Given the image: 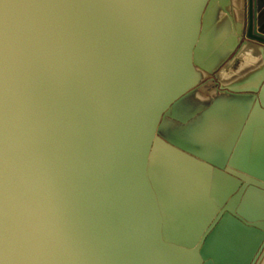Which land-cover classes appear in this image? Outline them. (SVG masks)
Masks as SVG:
<instances>
[{"label":"water","instance_id":"1","mask_svg":"<svg viewBox=\"0 0 264 264\" xmlns=\"http://www.w3.org/2000/svg\"><path fill=\"white\" fill-rule=\"evenodd\" d=\"M246 18V0H0V264H264Z\"/></svg>","mask_w":264,"mask_h":264},{"label":"crops","instance_id":"2","mask_svg":"<svg viewBox=\"0 0 264 264\" xmlns=\"http://www.w3.org/2000/svg\"><path fill=\"white\" fill-rule=\"evenodd\" d=\"M254 0H246L247 3V18H246V30H245V37L244 39L247 40L248 42H251L253 44H260V43H264V41H262V39L251 36V31L252 29V25H251V8H252V2ZM260 7L259 12L257 13V15L259 16V26H256V32L260 31V30H264V0H255ZM261 32V31H260ZM262 34V33H261ZM251 62V58L248 57H242V61H238V64L234 67L236 69L240 68L241 66L247 64ZM202 99L205 98V95H201Z\"/></svg>","mask_w":264,"mask_h":264},{"label":"flooded vegetation","instance_id":"3","mask_svg":"<svg viewBox=\"0 0 264 264\" xmlns=\"http://www.w3.org/2000/svg\"><path fill=\"white\" fill-rule=\"evenodd\" d=\"M199 97H201V91L199 88ZM182 107H184V103L182 102ZM181 109V108H179ZM178 110L177 105H175L170 111V115L171 114H176V111ZM167 120V131L169 136H171L177 143L180 144H184L185 146H187V149H192L195 151V148L192 147V141H191V136L189 135V132L187 130H189V127L187 129V126H183V125H177L176 124V120L171 118V117H166L165 118ZM167 133V132H166ZM189 144H191L190 146H188ZM182 145V146H184ZM190 149V150H191ZM199 160V159H198Z\"/></svg>","mask_w":264,"mask_h":264},{"label":"rangeland","instance_id":"4","mask_svg":"<svg viewBox=\"0 0 264 264\" xmlns=\"http://www.w3.org/2000/svg\"><path fill=\"white\" fill-rule=\"evenodd\" d=\"M116 41H120V37H118L117 39H116ZM141 45H142V42H140V43H137V44H134L133 46H134V48L135 49H139V47H141ZM159 47V46H158ZM141 57V56H140ZM119 63H120V60H119ZM114 71V74L115 75H119L120 74V71L119 70H116L117 72H115V70H113Z\"/></svg>","mask_w":264,"mask_h":264}]
</instances>
